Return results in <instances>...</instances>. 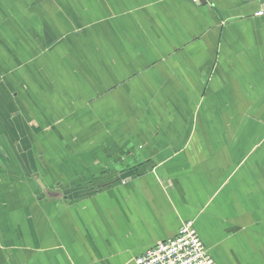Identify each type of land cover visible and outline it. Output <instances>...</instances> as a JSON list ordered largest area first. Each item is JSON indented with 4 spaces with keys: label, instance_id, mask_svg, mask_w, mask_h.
I'll return each mask as SVG.
<instances>
[{
    "label": "crops",
    "instance_id": "1",
    "mask_svg": "<svg viewBox=\"0 0 264 264\" xmlns=\"http://www.w3.org/2000/svg\"><path fill=\"white\" fill-rule=\"evenodd\" d=\"M183 221L264 264V0H0V264H136Z\"/></svg>",
    "mask_w": 264,
    "mask_h": 264
},
{
    "label": "built area",
    "instance_id": "2",
    "mask_svg": "<svg viewBox=\"0 0 264 264\" xmlns=\"http://www.w3.org/2000/svg\"><path fill=\"white\" fill-rule=\"evenodd\" d=\"M260 13L259 16H262ZM137 264H216L194 223L186 222L176 237L142 254Z\"/></svg>",
    "mask_w": 264,
    "mask_h": 264
},
{
    "label": "rangeland",
    "instance_id": "3",
    "mask_svg": "<svg viewBox=\"0 0 264 264\" xmlns=\"http://www.w3.org/2000/svg\"><path fill=\"white\" fill-rule=\"evenodd\" d=\"M186 222H191V221H183L182 223H181V227H180V229L184 226V223H186ZM194 223V222H193ZM194 226H195V224H194ZM197 231V230H196ZM209 252V251H208ZM210 254V253H209ZM141 256L142 255H139L138 257H136V259H135V263L137 264V260L139 259V258H141Z\"/></svg>",
    "mask_w": 264,
    "mask_h": 264
},
{
    "label": "water",
    "instance_id": "4",
    "mask_svg": "<svg viewBox=\"0 0 264 264\" xmlns=\"http://www.w3.org/2000/svg\"><path fill=\"white\" fill-rule=\"evenodd\" d=\"M203 3H206V0H203Z\"/></svg>",
    "mask_w": 264,
    "mask_h": 264
}]
</instances>
